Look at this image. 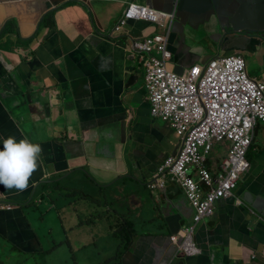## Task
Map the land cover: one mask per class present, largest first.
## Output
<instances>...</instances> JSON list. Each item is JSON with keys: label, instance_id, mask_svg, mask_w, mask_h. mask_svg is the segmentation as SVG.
I'll use <instances>...</instances> for the list:
<instances>
[{"label": "crops", "instance_id": "1", "mask_svg": "<svg viewBox=\"0 0 264 264\" xmlns=\"http://www.w3.org/2000/svg\"><path fill=\"white\" fill-rule=\"evenodd\" d=\"M124 7L119 3L104 8L117 17V23ZM94 16L103 24L97 31L88 12L74 1L0 0L1 39L13 34L14 38L20 37L19 43L36 46L37 51L26 59H34L36 63L33 67H25L26 74L34 80L42 78L39 85L43 90L59 82H70L71 85L70 98L65 103L67 128L64 133L58 131L56 138L37 140L22 130L16 132L13 119L8 115L5 118L0 112V123L8 137L27 139L43 148L28 187L17 191L0 185V201L23 205V211L34 213L38 220L45 221L52 216L47 212L41 216L40 206L44 208L49 203L57 206L55 201L45 202V194L52 185L56 183L59 188L58 200L65 196V189L71 190L72 187L77 198L74 210L62 206L58 210L60 213L54 216L56 222L51 228L48 225L49 232L55 230L62 239L61 243L70 242L68 262L64 254L58 256L61 257L60 264H96L85 257L78 258V254L98 244L105 254L100 262L109 263L120 245L116 223L109 225L111 214L120 215L122 222L129 218L136 225L137 238L123 261V264H136L147 259L142 250L153 254L160 247L155 242L150 243L149 236L160 238L178 234L182 227L191 224L196 210L184 189L173 180L167 181V188L163 191L149 187L150 182H156V173L152 179H144L145 186L138 183L136 173L139 169L144 178L141 163L147 166L141 154L137 156L145 145L143 137L146 134L135 137V132L143 127L144 121L153 119L144 115L150 105L146 69L142 63L137 65L127 52L129 40H118L112 45L102 37L101 32L107 27L103 12L98 11ZM2 68L6 67L2 65ZM2 68L0 66V81L5 74ZM74 78L82 79L83 85H72ZM127 84L137 85L129 102L126 92L125 98L122 97ZM39 113L46 118V113ZM161 123L157 126V135L163 145L158 151L162 149L169 155H178L183 140L169 123L162 120ZM263 126L259 124L254 144V150L258 151L257 166L243 176L235 191V194L242 193V205L235 201L216 205L214 214L206 218V224L211 233L221 225L222 231L215 238L217 244L209 245L210 252L202 251L199 256L186 257L185 264H264V138L259 137L264 132ZM149 135L153 136V133ZM228 153L229 144L215 146L211 157L215 171ZM145 159L158 167L165 160L159 161L158 153L151 151L147 152ZM62 184L66 186L62 187ZM107 191L110 192L108 204ZM160 193L170 198L168 205L156 201ZM152 194L154 197L148 206L146 199ZM105 204L109 207L103 210ZM4 225L9 226L8 223ZM152 229L154 231L149 234ZM223 247L224 258L220 253Z\"/></svg>", "mask_w": 264, "mask_h": 264}, {"label": "water", "instance_id": "2", "mask_svg": "<svg viewBox=\"0 0 264 264\" xmlns=\"http://www.w3.org/2000/svg\"><path fill=\"white\" fill-rule=\"evenodd\" d=\"M70 1L79 3L88 12L96 31L98 27H103V24L101 20L95 18L94 14L102 11L104 22L107 25L101 32L102 37L112 45H115L118 40H129L127 52L131 54L137 65L141 63L143 56L149 57L150 54L139 51L136 44L156 37L157 24L147 21L127 20L126 24L123 25L125 16L135 2L170 16L172 31L168 50L172 54L171 60H173L172 63L175 68L174 73L179 76H184L187 71L199 65L206 66L216 58L229 57L235 54L255 56L258 61L261 60L259 64L264 69V44L260 40L252 38L254 34L259 33L260 36H263L264 41V0ZM119 3L124 4L125 7L121 19L115 23L117 17L104 7L115 6ZM8 36L10 38L6 40ZM1 37L2 33L0 34V66L2 68L3 65L6 68H2L5 74L0 81V112L5 118L9 116L13 119L16 132L22 130L28 136H32L37 140L56 138L58 131L64 133L67 128L68 113L65 109V103L70 98V82H59L52 88L43 90L39 85L43 79L37 78L34 80L24 71L26 66L33 67V64L36 63L34 59L26 61L32 52L37 51L35 50L36 46L19 43L17 41L20 40L18 35L17 38H14L13 34H8L5 39H1ZM72 85H83L82 79L74 78ZM135 88H137V85L127 84L122 90L123 99L126 92L128 94L127 102H129L135 94L133 93ZM39 112L46 113V118H42ZM38 113L39 115L36 116ZM159 124H162L161 121L150 119L144 121L143 127L135 132V137L146 134L143 137L145 145L137 152V156L141 154V159L147 164L145 166L141 163L144 178L140 174V169L136 173L138 183L142 186L146 185L144 179H152L159 169L157 164L150 165L147 162V159H145L147 152L158 153L159 161L171 155H169V152L165 153L162 149L158 151V147L163 145L161 138L157 135ZM152 133L156 139L149 135ZM7 138L5 127H2L0 123V149L3 147V140ZM21 139L16 138L17 142ZM257 163V160L253 161L247 174L254 171ZM154 181L149 183V187ZM166 188L167 185L160 190L163 191ZM58 193L59 188L54 183L45 194V199L46 197L52 199L55 195L58 196ZM153 194L156 195L154 191ZM153 194L147 197L146 205L150 206V199L154 197ZM240 194L242 193H236L229 198L222 199L219 206L233 201L241 206L243 198ZM106 199V204H108L110 201L109 191L106 192ZM156 201L160 205H168L170 198L167 194L160 193V197ZM22 207L23 205L9 204L6 200L0 201V264H24L21 258L27 262L36 258L34 261L36 264L50 263L51 257L47 256L49 251L46 249L49 244L42 235L43 227L37 222L38 217L34 213H26ZM6 223L9 226H5ZM221 231V225H218L217 231L211 233L207 227L206 218L200 221L191 237L192 243L197 249V252L193 255L181 254L177 245L172 241V236L158 238L151 235L148 241L150 243L155 242L160 247L156 248L153 254H148L142 250V254L148 260L142 259L141 264H185L184 260L188 256L196 257L201 255L202 251L210 252L209 245L216 243V235ZM157 239H161L169 245L160 244ZM246 243L249 247H252L249 241H246ZM220 253L223 258L226 256L224 247ZM25 254H31L34 258ZM37 255L39 257H36Z\"/></svg>", "mask_w": 264, "mask_h": 264}, {"label": "built area", "instance_id": "3", "mask_svg": "<svg viewBox=\"0 0 264 264\" xmlns=\"http://www.w3.org/2000/svg\"><path fill=\"white\" fill-rule=\"evenodd\" d=\"M130 19L157 24V36L136 47L150 54L141 61L152 114L172 123L183 147L159 166L157 181L150 187L165 188L173 180L186 192L196 209L194 223L171 239L181 254L193 255L197 249L191 237L196 226L214 214L218 201L234 194L251 168L247 156L258 123L264 122V82L249 76L240 54L214 59L183 77L169 72L170 16L134 3L125 17ZM217 144H229V153L213 172L207 165Z\"/></svg>", "mask_w": 264, "mask_h": 264}, {"label": "rangeland", "instance_id": "4", "mask_svg": "<svg viewBox=\"0 0 264 264\" xmlns=\"http://www.w3.org/2000/svg\"><path fill=\"white\" fill-rule=\"evenodd\" d=\"M246 61H247L249 76L256 81H259V82L264 81V73L262 72V68H261L257 58L255 56H249L248 55L246 58ZM172 62H173V60H168V62H167V68H168L169 72H173L175 69ZM144 67H145V65H144ZM142 85L144 87V80L142 81ZM146 89H147V84H146ZM148 96H149V93L147 90V99H148ZM144 115L147 118L148 117L153 118L152 109H151L150 105L148 106V108L145 109ZM168 123H169V125H172V123H170V122H168ZM259 137L264 138V132L260 133ZM259 142H261V140H259ZM62 185L66 186L64 184H62ZM64 195L65 196L61 200H58L56 195L52 199L49 197H46L45 202L55 201V204H57V206H55L52 203H49L46 207L41 208L42 212L43 213L47 212L48 214H50L52 216V219L45 220V221H42L40 219L37 221L43 227L42 235H43L44 239L49 244V247H46V249L48 251H50L47 254V256L51 257V262L47 263V264H60V258L61 257L59 258L58 256H62L64 254H66V258H67V262H68V256L70 254V250H69L70 247L68 246V245H70L69 240L61 243L62 239L58 235H56V231L54 230L53 232L52 231L49 232V228H48V225L51 228L53 226V224L56 222L54 219V216H57L58 213H60V212H58V210H60L62 206H68L70 210H74L73 206H74V202L77 200V198L72 193V187H71V190L65 189ZM218 203H219V201L217 202L216 205H218ZM57 207H59V208H57ZM39 214H41V212H39ZM25 255H27L28 257L34 258L31 254H25ZM103 256H105V254L102 253V250H101L99 244L93 245L92 247L87 248V250H85V252L78 254V258L85 257V259L90 261L91 263L97 262L96 264H109L110 262L109 263H106V262L103 263V261L100 262L102 260ZM36 257H39V255H37ZM35 259L36 258H34V260L31 259L27 262L23 258H21V260L24 262V264H36L34 262ZM147 260H148V258L145 259V261H147Z\"/></svg>", "mask_w": 264, "mask_h": 264}, {"label": "clouds", "instance_id": "5", "mask_svg": "<svg viewBox=\"0 0 264 264\" xmlns=\"http://www.w3.org/2000/svg\"><path fill=\"white\" fill-rule=\"evenodd\" d=\"M130 20H135V19H130ZM126 22H127V20H125L123 23L126 24ZM171 31H172V28H171ZM170 35H171V33H170ZM138 44H140V43H138ZM240 55H242V54H240ZM143 57L148 58L146 56H143ZM216 59H218V58H216ZM141 63L143 65H145L144 62L141 61ZM199 66H201V65H199ZM202 67H204V66H202ZM173 73H174V71H173ZM176 75H178V74H176ZM180 77H183V76H180ZM261 82H264V81H261ZM148 102H149V100H148ZM150 106H151V104H150ZM153 119H157V120L161 121V119L155 118L154 116H153ZM259 124L264 125V122L259 121L257 129L259 127ZM170 126L174 129V127L172 125H170ZM257 129H256V133H257ZM254 144H255V140H254L253 145H252L253 149H254ZM2 145H3V147H2V149H0V185H3L5 188L10 189V190L15 189L17 191H23L28 187L29 180H30L31 176L33 175V173L38 168L37 162H38V159H39V157L43 151L42 146L39 143H32L27 139H21L17 142L16 138L12 137V136H9L7 139H4ZM250 152H251V150H250ZM249 162L252 165L253 162H251L250 160H249ZM248 171H250V169ZM247 172H246V174H247ZM242 178H241V180H242ZM234 194H235V192H234Z\"/></svg>", "mask_w": 264, "mask_h": 264}, {"label": "trees", "instance_id": "6", "mask_svg": "<svg viewBox=\"0 0 264 264\" xmlns=\"http://www.w3.org/2000/svg\"><path fill=\"white\" fill-rule=\"evenodd\" d=\"M257 155H258V151L254 150L252 147L251 152L249 153V155L247 157L251 162H253V161H255ZM213 161L209 160V163L207 166L209 167V169L215 171V168H214L213 163H212ZM38 207L39 206L37 205V209H39ZM107 207H109V206L104 205L102 207V209L105 210V209H107ZM39 212H41V211L39 210ZM42 214H43V212H41V216H43ZM195 214H196V212H195ZM194 216H193L191 224H189V225H192L194 223ZM39 218H40V216H39ZM119 219H121L120 215H115V214L110 215L109 225H111V223L112 224L116 223L115 228L116 227L118 228V229L116 228V232L118 234V240L120 241V245H119L117 253L114 255L113 259L110 261L109 264H123L124 257L126 255V253L129 251L130 247L132 246V243L137 238L138 230H137L136 225L129 218H127V220H125V222H122ZM186 226H184V227H186ZM184 227H182V228H184ZM149 228H153V227L149 225ZM182 228L180 229V231L182 230ZM153 231L154 230L152 229L149 232L152 233ZM173 235H169V236H173ZM134 244H137V242H135ZM125 262H126V260H125ZM139 263L140 262H138L136 264H139Z\"/></svg>", "mask_w": 264, "mask_h": 264}, {"label": "flooded vegetation", "instance_id": "7", "mask_svg": "<svg viewBox=\"0 0 264 264\" xmlns=\"http://www.w3.org/2000/svg\"><path fill=\"white\" fill-rule=\"evenodd\" d=\"M257 30L258 28L255 27ZM261 33V32H260ZM253 39H256V40H260L262 44H264V41H263V36H260L259 33H256L252 36ZM245 57V59L247 58L248 55H243ZM261 61V60H259ZM262 72L264 73V69L262 68Z\"/></svg>", "mask_w": 264, "mask_h": 264}]
</instances>
